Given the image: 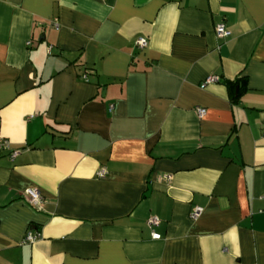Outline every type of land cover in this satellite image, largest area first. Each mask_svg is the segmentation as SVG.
I'll return each instance as SVG.
<instances>
[{
	"label": "crops",
	"instance_id": "crops-1",
	"mask_svg": "<svg viewBox=\"0 0 264 264\" xmlns=\"http://www.w3.org/2000/svg\"><path fill=\"white\" fill-rule=\"evenodd\" d=\"M263 125L264 0H0V264H264Z\"/></svg>",
	"mask_w": 264,
	"mask_h": 264
},
{
	"label": "built area",
	"instance_id": "built-area-1",
	"mask_svg": "<svg viewBox=\"0 0 264 264\" xmlns=\"http://www.w3.org/2000/svg\"><path fill=\"white\" fill-rule=\"evenodd\" d=\"M215 34H216L217 38L224 39L230 35V32L226 29L224 24L219 23V24L215 25ZM147 45H148V41L145 37L137 38L134 42V46L137 47L138 49H144L147 47ZM84 79H86V78L84 77ZM219 81L220 80L217 76H208L202 82L201 87L203 88L208 84L218 83ZM197 114L199 117H202L205 114V110L203 108H198ZM263 130H264V125H263ZM3 151H6L8 153L9 158L11 160H13L19 153V150L11 149L10 145L7 141H1L0 142V153ZM97 177L98 178L106 177V171L103 169L99 170L97 172ZM23 196H24L26 202L31 207H33L35 209L40 208V205H41L43 199H42L40 192L37 189H34V188L26 189L23 191ZM263 199H264V196H263ZM201 212H202L201 207H195L190 216H191V218L195 219ZM157 223H158L157 218L152 217L149 219V225L150 226L153 227V226L157 225ZM152 238L153 239H159L160 236L158 234H153ZM37 239H39L38 234H34L31 231H28L26 233L25 237L23 238L21 244L33 243Z\"/></svg>",
	"mask_w": 264,
	"mask_h": 264
}]
</instances>
